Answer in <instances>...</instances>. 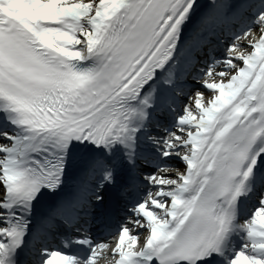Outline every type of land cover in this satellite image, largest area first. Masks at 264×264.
I'll return each instance as SVG.
<instances>
[{
    "label": "snow or ice",
    "instance_id": "6c2138e0",
    "mask_svg": "<svg viewBox=\"0 0 264 264\" xmlns=\"http://www.w3.org/2000/svg\"><path fill=\"white\" fill-rule=\"evenodd\" d=\"M212 3L222 14L233 7L232 0ZM193 7L194 0H0V109L29 133H0L11 141L0 143V208L29 211L42 188L61 184L66 161L87 156L89 143H119L132 163L155 89L142 92L169 61ZM255 25L209 66L200 80L207 93L189 98L176 131L153 138L163 156L175 154L186 167L145 176L153 190L132 210L131 227L107 242L76 241L90 246L86 259L44 249L43 264H264V196L238 226L245 233L240 250L229 259L222 247L237 199L252 190L246 181L264 160V141L254 147L264 137V12ZM207 43L193 38L195 51ZM85 60L91 66H78ZM29 153L46 155L41 162ZM104 182L112 183L110 170L97 192ZM88 195L82 188L46 223L70 227L67 215L75 221L85 208L91 218ZM28 223L16 217L0 227V264H16Z\"/></svg>",
    "mask_w": 264,
    "mask_h": 264
},
{
    "label": "bare ground",
    "instance_id": "6f19581e",
    "mask_svg": "<svg viewBox=\"0 0 264 264\" xmlns=\"http://www.w3.org/2000/svg\"><path fill=\"white\" fill-rule=\"evenodd\" d=\"M197 3H198L199 5L194 6V7H193L194 10H193V9H190V12H189L187 18L191 17L193 12H195L196 14H198V13L200 12V10H201L202 5L205 3V1H203V0H199ZM187 18H186V20H187ZM220 22H221V21H220ZM222 24H224V23H222ZM215 27H216V26H212V28H215ZM209 34H211V33H209ZM241 34H242V33H240L239 35H241ZM239 35H236V36L239 37ZM260 197H262V194L259 195V198H260ZM227 240H228V239L226 238L224 244L227 242ZM240 240H241V239L237 240V239L233 236L232 239H230V241H231V245H234V248H237V246H240L241 243H244V242H245L244 239L242 240V242H240Z\"/></svg>",
    "mask_w": 264,
    "mask_h": 264
},
{
    "label": "rangeland",
    "instance_id": "374dc122",
    "mask_svg": "<svg viewBox=\"0 0 264 264\" xmlns=\"http://www.w3.org/2000/svg\"><path fill=\"white\" fill-rule=\"evenodd\" d=\"M235 254V253H234ZM234 254L232 256H234Z\"/></svg>",
    "mask_w": 264,
    "mask_h": 264
}]
</instances>
